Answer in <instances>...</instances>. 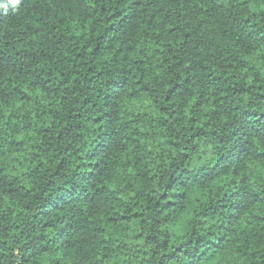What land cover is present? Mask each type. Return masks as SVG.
<instances>
[{
	"label": "trees",
	"instance_id": "16d2710c",
	"mask_svg": "<svg viewBox=\"0 0 264 264\" xmlns=\"http://www.w3.org/2000/svg\"><path fill=\"white\" fill-rule=\"evenodd\" d=\"M0 4V264H264V0Z\"/></svg>",
	"mask_w": 264,
	"mask_h": 264
},
{
	"label": "clouds",
	"instance_id": "9594fccd",
	"mask_svg": "<svg viewBox=\"0 0 264 264\" xmlns=\"http://www.w3.org/2000/svg\"><path fill=\"white\" fill-rule=\"evenodd\" d=\"M16 3H19V0H15ZM6 7L4 4H0V8Z\"/></svg>",
	"mask_w": 264,
	"mask_h": 264
}]
</instances>
